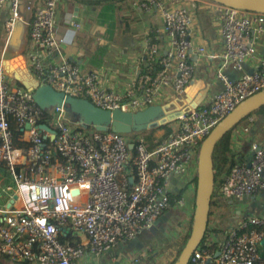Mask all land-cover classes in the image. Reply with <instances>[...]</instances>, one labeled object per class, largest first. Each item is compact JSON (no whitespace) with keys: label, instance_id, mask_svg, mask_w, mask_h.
Returning <instances> with one entry per match:
<instances>
[{"label":"built area","instance_id":"built-area-1","mask_svg":"<svg viewBox=\"0 0 264 264\" xmlns=\"http://www.w3.org/2000/svg\"><path fill=\"white\" fill-rule=\"evenodd\" d=\"M61 1L32 0L24 41L13 47L16 24L26 10L23 0H0V165L12 180L0 182V257L11 261L87 264L88 256L107 255L154 228L171 204L170 192L178 193L183 180L196 175L203 139L239 102L264 89V13L211 0H140L160 20L159 41L146 47L155 67L135 69L118 86L105 80L102 69L88 71L63 56L69 40L55 26ZM204 7L218 31V52L193 37L194 10ZM67 23L80 29L70 17ZM198 56L214 61L203 80L220 87L203 104L178 111L168 122L177 127L153 146L142 135L132 140L129 134L80 126L66 114V105L42 108L33 99V84L49 85L103 110L136 112L183 98ZM246 63L255 66L247 71ZM228 69L239 76H229ZM12 71L25 79L18 81ZM27 78L31 89L24 85ZM248 132L244 125L241 133ZM249 149L245 158L233 161L222 199L264 193V144L252 141ZM172 178L179 183L175 191L169 188ZM187 200L183 191L173 207ZM69 231L79 236L76 244L60 241V233ZM263 237L264 216L248 217L225 228L218 245L211 239L195 249L189 263L263 264L258 249ZM129 263L110 257V264Z\"/></svg>","mask_w":264,"mask_h":264},{"label":"crops","instance_id":"crops-1","mask_svg":"<svg viewBox=\"0 0 264 264\" xmlns=\"http://www.w3.org/2000/svg\"><path fill=\"white\" fill-rule=\"evenodd\" d=\"M122 11L118 20L120 29L117 26H109L108 22L113 21L114 10ZM200 9V8H199ZM206 7L200 9L206 13V22L199 23L197 13L193 24V37L196 43H203L210 52H218L221 50V41L218 36L216 26L211 20L210 14ZM100 12L102 18H100ZM26 13V12H25ZM80 23V29L73 31L67 23L68 18ZM92 20V21H91ZM95 22V26H94ZM29 23V22H28ZM92 23V24H91ZM97 23V24H96ZM96 25L102 26L101 29H96ZM56 32L58 35L66 36L69 43L63 48V56L69 60L75 61L83 66L85 70L102 69L107 82H112L120 86L124 81L131 79L134 70L142 69L143 71L152 72L155 65L153 59L147 54V44H156L160 37L159 33L160 20L154 10L147 11L140 5V0H62L57 7L55 18ZM19 33L16 39L17 45H21L24 41L26 33L20 39ZM104 27L110 30L115 27L121 35L120 46L113 47L112 43L107 39H103L100 33ZM28 29V24H27ZM26 29V32H27ZM93 42L95 49L90 48ZM10 52V50H7ZM261 51V50H260ZM196 62V74L193 80L189 83L185 96L182 98L186 105H201L206 102L211 94L217 91L220 87L217 81L203 80L204 71L212 70L214 61L207 59L205 56L193 57ZM255 66L254 63H246L245 70L250 71ZM227 74L233 78L239 76V72L228 69ZM114 79V80H112ZM177 127V123L169 124V128L173 131ZM236 129V128H235ZM234 129V130H235ZM159 135H157V133ZM239 134L236 130L232 133V152L234 160L239 157L245 158L250 152L249 146L252 141H258L264 144V126L255 130L252 134L250 128L248 136H244V140L239 144ZM154 135L158 137L165 136V129L156 130ZM175 182V187L179 184L176 178H172ZM0 182H12L4 167L0 165ZM172 191V189H170ZM231 209V210H230ZM229 211H233L237 215L238 220L229 222L227 215ZM264 216V193H259L254 196H249L239 200L221 199L219 207L213 210V216L210 218V225L216 229V232L211 235V239L215 245L219 243L224 234V229L229 225H235L240 221L254 216ZM224 223V229L222 225ZM141 236V235H140ZM139 236V237H140ZM126 245V244H125ZM124 245L116 247L107 255H103L97 259L88 256L87 264H110L112 255L122 258L125 256ZM259 255L264 264V237L260 242ZM124 258V257H123ZM0 264H35L26 260L11 261L7 257H0Z\"/></svg>","mask_w":264,"mask_h":264},{"label":"water","instance_id":"water-1","mask_svg":"<svg viewBox=\"0 0 264 264\" xmlns=\"http://www.w3.org/2000/svg\"><path fill=\"white\" fill-rule=\"evenodd\" d=\"M211 1L230 7L264 13V0ZM3 45L4 40L1 38L0 55ZM12 72L14 78L18 81L25 79V76H21L14 71ZM31 87L32 85L28 86L30 89ZM33 87V99L40 107L44 108L54 104L66 105L80 126H91L98 131L112 130L123 134H130L143 128L150 129L164 126L175 118L178 111L185 112L189 107L182 98L177 97L165 104L148 106L136 112L109 111L96 107L86 99L64 95L49 85L33 84ZM263 105L264 89L239 102L212 128L201 142L197 158L195 208L191 230L173 264H189L194 250L199 247L206 232L210 199L214 185L212 154L216 143L244 117ZM41 127L46 128L45 125H41ZM128 147L132 149L133 142H130Z\"/></svg>","mask_w":264,"mask_h":264},{"label":"rangeland","instance_id":"rangeland-1","mask_svg":"<svg viewBox=\"0 0 264 264\" xmlns=\"http://www.w3.org/2000/svg\"><path fill=\"white\" fill-rule=\"evenodd\" d=\"M23 6L25 7L26 13L21 22H18L16 24L13 39H12V45L13 47L18 46L16 43V39L18 38L19 33V26L20 27V33L22 34L20 39L24 36L27 29V24L29 22V17L32 12V0H23ZM104 12H100V18H102L101 14ZM122 11H119L118 9L114 10V17L113 21L108 22V27L111 26H117L116 29H120L118 20L120 19ZM194 13H197V19L198 22L202 24V22H206V13L204 15V11H200L199 8H195ZM92 21V20H91ZM92 24V23H91ZM97 24V23H96ZM95 26V22H94ZM96 29H101L102 26L96 25ZM120 30L116 31L115 27H111L110 30H108L106 27H104L103 31L100 33V35L103 37V39H108L109 42L112 43L113 47L120 46V39L121 35L119 33ZM4 36V28L2 23V18H0V39H3ZM96 45H93V42L90 44V48L92 50L95 49ZM9 51H5V54ZM25 85L28 87L31 84H33V81L30 78H27L25 80ZM70 118H75L73 113H70L69 111L66 112ZM252 121V123H250ZM255 120L249 118L248 120H244L236 127V133L240 132V128H242L244 125H249L250 133L252 134L255 131L254 124ZM144 129V128H143ZM142 130V129H141ZM233 130V131H235ZM140 131V130H138ZM157 133V132H156ZM159 135V133H157ZM239 144H241L244 140V136H241L239 134ZM241 142V143H240ZM242 156L238 158L237 161L241 160ZM194 176H196L194 173H190L184 180H183V191H187L188 193V200L185 202V205L179 207L177 206L172 207L171 209L167 210L162 214L160 217L158 223L154 228H152L149 231L144 232L140 237L132 240L131 242L124 245L125 250V256H123L127 261L131 260V263L129 264H168L172 258L175 257L177 249L182 245L183 243V237L185 235L186 227L191 220L192 212H193V203L195 200V192H196V182L194 181ZM175 182L174 180H170L169 188L175 191L177 187H175V184L171 183ZM231 210V209H230ZM229 222H235L238 220L237 215L234 214L233 211H229V214L227 215V219ZM224 223L222 225V230L224 229ZM94 259V258H92ZM95 260V259H94Z\"/></svg>","mask_w":264,"mask_h":264},{"label":"trees","instance_id":"trees-1","mask_svg":"<svg viewBox=\"0 0 264 264\" xmlns=\"http://www.w3.org/2000/svg\"><path fill=\"white\" fill-rule=\"evenodd\" d=\"M106 2L109 1H119V0H105ZM157 69V68H156ZM249 118L255 120L254 128L255 130H258L259 128H262L264 126V105L258 108L257 110L253 111L250 113L248 116L244 117L234 128L229 130L224 134V136L216 143L213 154H212V162H213V175H214V185H213V193L210 199V209H209V214H208V224L206 228V232L204 234V237L199 245L202 246L204 243L207 241L211 240V235L216 232V229L212 227L209 223L210 218L213 216V210L217 209L219 207V203L221 201V194H220V189L221 186L224 183L225 176L229 172L233 161H234V156L232 152V133L233 130L244 120H248ZM252 123V121H250ZM160 129H165V135L169 134L172 132V130L169 128V124H166L164 126H159L155 128H144L140 131H133L132 133L129 134L130 139L134 140L136 136L142 135L145 137L146 141L148 142L149 146H153L158 142V137L154 135V132L156 130ZM19 131H15V135H18ZM194 181L196 182V176H194ZM183 185L180 189V191L176 194H173L170 192L169 197H170V206L165 210V212L169 209H171L174 204L175 200L180 197L181 193L183 192ZM195 208V200L193 203V209ZM193 213L191 216V220L189 221L186 230H185V235L183 237V243L177 249L176 255L172 260L168 262V264H173V262L176 260L183 244L185 243L186 239L189 236L190 230H191V224H192V218H193ZM251 228V227H249ZM59 239L63 243H70V244H76L79 240L78 235L72 234L70 231L69 232H62L59 235ZM212 246L215 245V243L211 244ZM8 258V257H7ZM190 264V263H189Z\"/></svg>","mask_w":264,"mask_h":264}]
</instances>
